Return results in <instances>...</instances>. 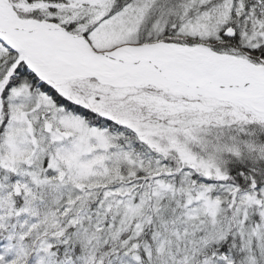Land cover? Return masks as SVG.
Here are the masks:
<instances>
[{
	"label": "snow or ice",
	"instance_id": "6c2138e0",
	"mask_svg": "<svg viewBox=\"0 0 264 264\" xmlns=\"http://www.w3.org/2000/svg\"><path fill=\"white\" fill-rule=\"evenodd\" d=\"M0 264H264V0H0Z\"/></svg>",
	"mask_w": 264,
	"mask_h": 264
}]
</instances>
